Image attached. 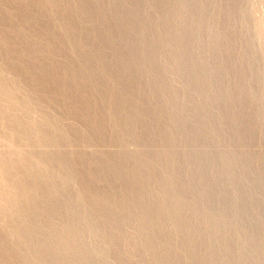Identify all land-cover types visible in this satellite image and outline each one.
<instances>
[{
    "label": "bare ground",
    "instance_id": "obj_1",
    "mask_svg": "<svg viewBox=\"0 0 264 264\" xmlns=\"http://www.w3.org/2000/svg\"><path fill=\"white\" fill-rule=\"evenodd\" d=\"M243 1L0 0V264H264Z\"/></svg>",
    "mask_w": 264,
    "mask_h": 264
},
{
    "label": "rangeland",
    "instance_id": "obj_2",
    "mask_svg": "<svg viewBox=\"0 0 264 264\" xmlns=\"http://www.w3.org/2000/svg\"><path fill=\"white\" fill-rule=\"evenodd\" d=\"M241 2H242V0H241ZM242 4H243L244 9L245 10L247 9L246 18L251 22L252 26L254 25L249 33H251V31H252V33L250 34V38H251V43L254 42L253 43L254 45L253 44L251 45V49L255 46V48L252 49V52L255 53V58H256L255 60L257 61V63L255 65H256V68H259V70L263 71L264 70V61H263L264 57L262 56V54L264 53V51H263L264 50V0H247V1L244 0ZM245 4L247 6H245ZM248 12L250 14H248ZM254 28H256V29H254ZM259 50L262 51L263 53L260 52ZM260 54L263 57V59H262V57L258 56ZM258 57L261 58V59H259ZM258 62H259V64H258ZM260 64L262 66H260ZM256 70H257L258 74H260V75L264 74V73H262V71H260V73H259L258 69H256ZM263 78H264V76H263ZM263 89H264V85H263ZM219 108H220L219 106H215L214 105L213 111H217ZM229 138H227L223 142V145L219 146L220 152H223V151L227 150L228 148H233L235 152H237L238 150L240 152L244 150V151H248V152H251V153H254V154H261V155L264 154V147H263L264 143L263 142H259L258 141V143L254 142V143L248 144V145H246L245 147H242V148H235V146L233 145L232 141H230L231 139H229ZM208 145L205 146L207 151L216 150L217 147H218V145L216 143H214V144L213 143H209ZM115 147L116 146L114 144H109L104 149H106L105 151H114V150L117 149ZM225 183H226L225 182V178L220 181V185H224ZM229 189H230V191H229ZM232 190H233L232 187H228V188L225 189V193L229 194V192L231 193ZM242 216L243 215H241V214H235L236 220H234V222L239 223V221H242V219H243ZM243 221H245V220H243ZM241 224H243L246 227H248L247 224H244V222H241ZM248 228L250 229V227H248ZM248 228H247V231H248Z\"/></svg>",
    "mask_w": 264,
    "mask_h": 264
}]
</instances>
